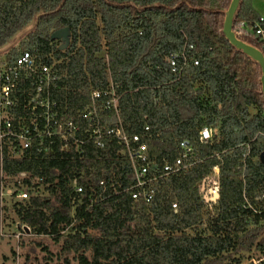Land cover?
I'll use <instances>...</instances> for the list:
<instances>
[{"label": "trees", "instance_id": "trees-1", "mask_svg": "<svg viewBox=\"0 0 264 264\" xmlns=\"http://www.w3.org/2000/svg\"><path fill=\"white\" fill-rule=\"evenodd\" d=\"M229 3L0 0V49L32 25L33 30L6 52V58L28 51L45 64L59 61L54 68L63 76L54 97L74 116L80 137L87 124L77 111L110 78L122 86L118 113L125 131L142 136L159 171L178 157L180 142L192 146L198 160L178 174L155 181L153 200L145 203L131 199L130 164L116 154L115 147L98 149L87 142L81 154L72 152L62 159L36 154L6 159L4 171L11 180L19 178L28 188L44 187L45 192L13 207L21 223L35 235L50 238L55 247L53 252L41 239L29 238L32 246L26 261L241 264L253 253L256 264H264L261 70L222 34L223 12ZM258 19L251 0H240L232 30L237 39L264 55V47L249 31ZM240 22L244 27H239ZM63 28L69 30V44L59 50L51 35ZM189 45L188 53L198 65L190 64L176 79L166 56ZM100 116L112 119L114 113ZM205 126L217 130L208 143L199 140ZM216 167L219 199L210 211L199 183ZM90 172L104 180L107 196L90 205L85 189L72 213L70 182L76 174Z\"/></svg>", "mask_w": 264, "mask_h": 264}, {"label": "built area", "instance_id": "built-area-1", "mask_svg": "<svg viewBox=\"0 0 264 264\" xmlns=\"http://www.w3.org/2000/svg\"><path fill=\"white\" fill-rule=\"evenodd\" d=\"M244 24L240 22L239 27H244ZM249 31L264 47V18L259 17ZM191 49L189 45L180 52L167 54L166 62L176 79L190 64L198 65V60L188 53ZM4 52L0 58V216L5 213L7 201L18 204L31 197L44 195L40 193L44 187L36 190L28 188L19 178L11 180L4 171L6 159L30 158L33 154L62 159L72 152L81 154L87 142L98 149L115 147L116 154L127 159L130 164L134 185L127 191L131 199L145 203L153 200L155 181L178 174L198 162L192 146L180 142L177 147L178 157L173 163H165L159 171L149 157L146 144L141 141L142 136L128 135L125 131L118 113V104L123 95L122 86L110 78L108 85L104 89L93 90L90 103L77 111V117L87 124L84 136L80 137L81 129L74 116L67 114L54 97L63 76L61 71L54 68L59 61L45 64L28 51H20L16 57L7 59V51ZM107 111H112L114 118L100 116V113ZM148 130L145 127V132ZM212 137L213 130L209 127L205 126L199 131L202 143L210 142ZM213 171L218 175L217 167ZM20 176L24 177V173ZM70 186L73 212L77 204H80L85 189L89 191L90 205L107 196L104 180L98 179L93 172L76 174ZM97 186L102 188L100 192ZM214 191L217 189L210 190L203 197L204 203L211 210L216 204L211 200ZM171 208L176 209V205L172 204ZM25 232H30L29 227H26Z\"/></svg>", "mask_w": 264, "mask_h": 264}, {"label": "rangeland", "instance_id": "rangeland-1", "mask_svg": "<svg viewBox=\"0 0 264 264\" xmlns=\"http://www.w3.org/2000/svg\"><path fill=\"white\" fill-rule=\"evenodd\" d=\"M254 2H258V0H254ZM259 4V3H258ZM260 5V4H259ZM33 30L32 25L18 33L15 38L8 44L7 46L3 47L0 49V58L1 56L5 53L4 51L10 50L12 47H15L18 45L20 40L26 36L30 31ZM251 113H254L255 110L251 109ZM206 180L204 181V189L201 192L202 199L204 196H207V192L213 189H218L217 188V179L218 175L215 174L213 171L211 174L208 176H205ZM203 178V179H204ZM203 179L199 183V185L202 183ZM40 193L45 194L43 190H40ZM7 205L5 206L7 210L5 213H3L0 216V264H40L38 261H33L29 263V258L26 261L25 257L27 254H29V248L32 246V244H29V238L31 239H41L43 245H48L51 249V251H55V247L52 245V241L50 238L46 236H37L35 235L31 228L29 227L30 232H25L26 231V225L21 223L16 216L14 215V204L16 203H11L7 201ZM26 202H20L16 205L19 204H25ZM5 208V209H6ZM210 211V208H208ZM73 212V210H72ZM204 227V226H203ZM25 230V231H24ZM25 239L26 242H24L23 246H21V240ZM43 256V253L39 252L37 253L38 259L41 261V258ZM29 257V256H28ZM43 262H41L42 264ZM256 257L252 254H247L245 256V259L242 261L241 264H256Z\"/></svg>", "mask_w": 264, "mask_h": 264}, {"label": "water", "instance_id": "water-1", "mask_svg": "<svg viewBox=\"0 0 264 264\" xmlns=\"http://www.w3.org/2000/svg\"><path fill=\"white\" fill-rule=\"evenodd\" d=\"M239 3H240V0H230L227 10L223 12L222 34L224 35L226 41L229 43L231 47H233L237 51H240L242 54H244L247 58H249L251 61H253L260 67L261 93H262V99L264 102V55L259 49L237 39L232 30L234 16L238 10ZM51 40L53 41L60 40L62 44L59 46V50L66 49L69 44V30L67 28H63V29H60L52 33ZM216 134H217V130L215 129L213 130V135H216ZM259 159L264 164V152L260 154ZM205 180L206 178H204L202 183L199 185L200 191H203L204 189L203 184ZM218 199H219L218 191H214L211 200L216 202Z\"/></svg>", "mask_w": 264, "mask_h": 264}, {"label": "crops", "instance_id": "crops-1", "mask_svg": "<svg viewBox=\"0 0 264 264\" xmlns=\"http://www.w3.org/2000/svg\"><path fill=\"white\" fill-rule=\"evenodd\" d=\"M251 2H252V7H253L254 11L256 12V14L259 17L264 18V0H258L257 3L254 2V0H251Z\"/></svg>", "mask_w": 264, "mask_h": 264}, {"label": "flooded vegetation", "instance_id": "flooded-vegetation-1", "mask_svg": "<svg viewBox=\"0 0 264 264\" xmlns=\"http://www.w3.org/2000/svg\"><path fill=\"white\" fill-rule=\"evenodd\" d=\"M54 41L58 42V49H59V46L62 44V42L60 40H54Z\"/></svg>", "mask_w": 264, "mask_h": 264}]
</instances>
